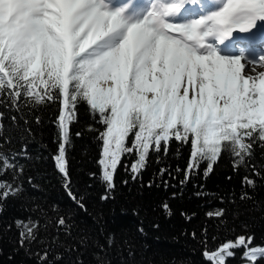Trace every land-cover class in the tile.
<instances>
[{
    "label": "snow or ice",
    "instance_id": "obj_1",
    "mask_svg": "<svg viewBox=\"0 0 264 264\" xmlns=\"http://www.w3.org/2000/svg\"><path fill=\"white\" fill-rule=\"evenodd\" d=\"M191 6L199 14L186 15ZM258 24H264V0H0V97L17 110L22 100L61 102L54 161L81 208L82 198L70 190L67 157L79 103L98 115L104 129L102 200L110 198L122 158L136 155L135 179L150 152L167 153L171 141L190 146L185 180L205 162V175L211 173L223 153L238 170L248 167L254 145L264 146V72L243 74L246 64L254 70L243 34ZM259 59L264 62V55ZM3 129L0 123V137ZM20 159L19 152L0 150V212L4 201L24 192ZM243 183L255 186L248 176ZM56 224L68 227V220L61 215ZM17 227L23 228L21 245L38 239L39 220L17 221ZM254 241V234H241L202 255L209 264H227L239 252L246 264H259L264 244ZM53 255L44 251L38 259L50 264Z\"/></svg>",
    "mask_w": 264,
    "mask_h": 264
},
{
    "label": "trees",
    "instance_id": "obj_2",
    "mask_svg": "<svg viewBox=\"0 0 264 264\" xmlns=\"http://www.w3.org/2000/svg\"><path fill=\"white\" fill-rule=\"evenodd\" d=\"M61 107L59 100L43 104L22 100L17 110L0 97L4 117L0 150L19 152L24 165V192L4 201L0 212V264H41L38 255L44 251L54 254L50 264L56 257L60 264H209L202 252L216 250L238 235L254 234V243L264 244V146L254 145L248 167L234 170L233 157L223 153L211 173L205 175V162L188 180L187 144L171 141L167 153L150 152L135 179L131 164L136 155H126L117 168L115 187L107 192L110 198L102 200L106 185L98 161L104 129L98 115L79 103L70 125L67 157L70 190L82 198L81 208L70 199L54 161ZM245 176L255 181L254 187L243 183ZM242 194L250 198L241 200ZM53 205L58 206L55 212ZM219 211L223 216L209 215ZM61 215L68 227L56 224ZM28 220H39L38 239L21 245L23 228L17 221ZM109 240L105 249L97 247ZM244 262L238 252L227 264Z\"/></svg>",
    "mask_w": 264,
    "mask_h": 264
},
{
    "label": "bare ground",
    "instance_id": "obj_3",
    "mask_svg": "<svg viewBox=\"0 0 264 264\" xmlns=\"http://www.w3.org/2000/svg\"><path fill=\"white\" fill-rule=\"evenodd\" d=\"M139 1V3H142L143 0H137V2ZM256 32H259L261 35H262V40L264 42V24H258V27L255 30L252 31V33L250 34H247L248 37L251 36V34H255ZM253 45H249V54H250V58H251V62H252V68L254 70L250 71L247 64H246V67L244 69V75L248 76V75H251V76H258V74L260 72H264V62H261L259 57L261 55H264V49H262L260 52H255L253 51Z\"/></svg>",
    "mask_w": 264,
    "mask_h": 264
},
{
    "label": "rangeland",
    "instance_id": "obj_4",
    "mask_svg": "<svg viewBox=\"0 0 264 264\" xmlns=\"http://www.w3.org/2000/svg\"><path fill=\"white\" fill-rule=\"evenodd\" d=\"M243 264H246V261Z\"/></svg>",
    "mask_w": 264,
    "mask_h": 264
}]
</instances>
